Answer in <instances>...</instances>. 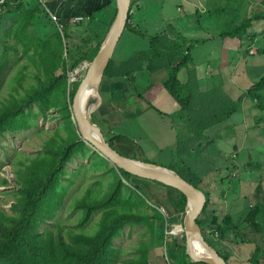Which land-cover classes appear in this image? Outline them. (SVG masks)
I'll use <instances>...</instances> for the list:
<instances>
[{
	"label": "rangeland",
	"instance_id": "rangeland-1",
	"mask_svg": "<svg viewBox=\"0 0 264 264\" xmlns=\"http://www.w3.org/2000/svg\"><path fill=\"white\" fill-rule=\"evenodd\" d=\"M209 1L141 0L138 6L139 9L136 10L135 1L131 0L130 14L128 13L126 24L129 23L131 28L137 32L128 30L125 24L124 31L117 41L112 57L109 60L112 64V76L107 78L103 74L102 77V80L107 79L108 84L113 79H123L119 71L122 62L127 61L137 53L150 49V39L155 36L167 35L169 38L175 39L181 35L185 39H195L197 42L192 52L200 40L206 42L217 39L213 42H208L204 47H199L200 49L196 52L197 55L199 51L211 44L219 46V55H222L223 58L212 62L209 68H213V71L211 69H203V66L195 63L190 67L197 77L200 78L202 76V82L200 81L198 88L194 89L192 109L187 110L188 113L182 111V106L177 103L165 87H162L157 90L155 104L152 103L151 108L141 116L128 110V104H125L122 100L118 99L109 105L103 106V99H101L99 107L90 112V121L95 126L100 127L106 137L109 135L108 131H112L113 135L127 136L126 141L122 145H114V148L119 152L125 151L126 157L135 161L139 160L143 163L154 162L159 166L162 164V167L166 168L173 166L178 171L182 169V175L189 179L193 185L198 186L204 194L206 190L209 192V199L206 197L207 202L205 204H209V208L210 203L213 202L211 193L222 192V198L227 197V200L223 202L218 200V203L223 204L228 202L232 206L246 208L247 210V207L251 205H258L260 200L264 202V192H262L264 191V91H262L264 87L260 91L254 89V92L263 95L262 99L253 98L248 95V91L264 78V17L255 21L252 25V32L256 33L257 31L259 35L261 34L256 38L254 43H252L250 38H247L245 45L241 46L238 36L229 38L222 37L221 32L220 36L217 33L220 30L222 32L229 29L232 30V26L242 25L245 23L244 19L259 14V8L263 0H231L230 7L226 0H213L211 3ZM25 2L26 0H17L15 3L9 4L0 13V111L6 98L29 95L38 87L40 80L42 82L47 81L50 77V69L54 71V75L56 76L63 73V68H57L45 56V53H42V49L38 47L37 43H34V38L40 37L44 40H49L59 33L64 38L65 41L63 43L66 45L65 35L68 28V33L73 35V40L76 39L77 42H80L82 40L81 36H84V33H92L93 35L91 36L94 37L92 44L94 46L97 44L102 45L115 20L105 25L99 24L96 26L88 23L90 20L89 16L79 15L73 19L71 18L72 20L70 19L72 21L71 27H68L69 21H61L57 14L52 13L51 19L46 20L43 26L42 23L37 24L38 20H36L34 26H31L33 16L30 13H22V7L26 10H36L35 7L27 6ZM231 8H233V11ZM131 9H134L136 14ZM199 12H201L199 20L203 27H200V23H198V19L196 18ZM191 13L192 15L194 14V17L190 15ZM233 13L237 14L234 15ZM226 15L228 19H231L229 22L225 19ZM208 20L212 24H208ZM79 22L89 25L90 27H86L90 30L87 28L82 30L83 26L78 27L77 25ZM22 24L29 27L24 28ZM77 28L80 29L76 31ZM22 29L29 30L30 36L23 31L18 33ZM194 31L196 32L194 33ZM222 38L231 39L232 45L228 46V49L222 50ZM238 44L240 46H237ZM66 48L68 55L65 58L69 72L71 70L72 59L68 53L67 46ZM231 59H234V62ZM90 62L85 60L82 62L83 64L81 63L74 70L69 73L67 72L65 75L67 79L63 77L57 82L54 92L46 102L31 106V114L29 115L31 127L28 130L7 132L0 136L1 210L4 209L11 214H15L17 211L14 209V206L18 204L21 198L20 191L23 190L25 181L33 176L48 172L50 165L54 166V170L58 163L56 155L62 150L59 144L64 140L71 128L76 127V125L78 127L70 95L75 88V83L85 77ZM143 64L146 65L147 63ZM187 68L189 71V67ZM229 68H232V70L238 68L240 73H242L240 78L235 79L236 84L239 85L235 100L231 99L223 91L226 87L231 90L223 82L222 78L225 71ZM162 71L164 70H160V72ZM164 72H166L167 76V71ZM152 74L155 73H151L147 67H143L137 75V77L140 76L139 82L132 81V85L137 87V91H135L136 96H134L136 99L140 100L152 94L148 84L152 82L153 78L158 76ZM204 74L210 76V78H207ZM114 75L118 77H113ZM236 77L237 75L233 76V78ZM206 84L208 85L205 86ZM203 88L208 94H200V90ZM161 90L163 91L160 92ZM132 92V90L127 91L128 95ZM138 96L141 98H138ZM95 101L96 96H93L89 100L86 110ZM253 103L255 104L254 107L252 106ZM230 108H235V113L230 118L225 119L226 121L222 120L220 123L214 121L215 118L218 120L225 118ZM167 113L170 115H166ZM184 115L187 120H185ZM68 117H71V121L67 119ZM211 120L209 128L212 129L206 131L207 128L201 133L202 129L198 125L203 124V126H206V123H209ZM193 128L195 131L191 133ZM113 135L110 136L111 139L107 140L110 144L114 140ZM236 146L237 149H235ZM88 149L91 150L88 151ZM97 151L93 146H89L86 148V153L84 152V154L88 158H94V155H91V153ZM80 153L83 154V152H76L75 154ZM198 159L200 160L198 161ZM208 160L211 161V164ZM68 163L62 172L63 179L51 200V204L59 205L58 217L38 223V226L35 228L37 239L41 237V234L43 237L57 234L60 228L67 235L71 231H74L76 234L85 233L88 230H93L97 219L101 217L100 213L94 215L89 224L86 225V228L82 229L79 224L83 213L76 208V204L79 199L85 198L91 189L97 195L107 193L114 180L112 166L106 165L96 159H84L83 157H75ZM257 163L260 166H256ZM249 164L251 167L246 168ZM204 167L206 168L204 169ZM206 173L207 175L205 176ZM17 175L21 179L20 182H18ZM129 181L130 184L127 183ZM129 181L124 180V183H127L126 185L128 186H132L133 184L135 186L139 185L142 191L150 197L152 196L156 203L162 205L159 208L156 207L155 210H160L164 216L168 215L170 210L174 212V204L166 194L165 187L157 183L158 181L156 182L155 180L140 176L130 177ZM141 181L143 182L141 183ZM200 182L203 186L205 185V188ZM221 182H224V184H221ZM64 186L68 189L66 198L64 197ZM135 189V187H132L125 190L123 198L128 199L130 202L145 200V197ZM246 191L247 193H245ZM256 193L257 195L262 194V198L258 199ZM150 211L153 210L150 209ZM211 213L213 212L209 209V215ZM213 215L215 214L213 213ZM204 217L205 214L202 212L198 219L205 220ZM182 221V216L172 221L174 224H166L160 220L146 218L138 225L127 226L120 237L115 240L117 253L114 256V261L108 264H133L132 260L141 255L143 248L151 250L148 256L149 264H155V261L157 263L158 257H161L166 264H169L165 251V240L169 237H177L178 239H176L180 243L184 242L183 239L186 237L184 232L179 236L173 233L175 225L183 226ZM203 234L207 240L208 235L212 233H204L203 231ZM253 235L262 237L261 234L253 233ZM249 247L250 244L245 245L244 253L255 251L257 245H252L253 250ZM221 252H223L222 255L226 258L229 257L224 254V251Z\"/></svg>",
	"mask_w": 264,
	"mask_h": 264
},
{
	"label": "trees",
	"instance_id": "trees-1",
	"mask_svg": "<svg viewBox=\"0 0 264 264\" xmlns=\"http://www.w3.org/2000/svg\"><path fill=\"white\" fill-rule=\"evenodd\" d=\"M262 6L264 8V0L262 2ZM22 8H23L22 13L32 14L33 21L31 23V26H34L39 15H41L42 13V9L38 7L35 8L36 11H31V10H26L24 7ZM259 14L253 15L251 18L244 19L245 20L244 24L232 26L231 32H229L230 30L224 31L223 33H221L222 34L221 36L230 37L231 34H232L231 37L238 36L242 46L245 45L246 43L245 40H247L248 37L252 40V43H254L256 41V38L259 36V34L252 32L251 28L253 27L252 25L255 21L263 19L264 11L259 12ZM225 19H227L228 22L231 20L227 18V15L225 16ZM198 23L201 24L200 20ZM248 23L250 24V26H247ZM22 26L24 28L29 27L28 25L25 26L24 24H22ZM126 28L132 32H137L136 30L131 28L129 23H127ZM21 31H23L24 33L30 36L29 30L22 29L19 30L18 33ZM237 32H242V34ZM83 35L84 36L82 37V40L80 42H77L76 39L74 40L72 39L73 35L68 33V30H66V35H65L66 45H64L63 43L65 41L64 38L59 33L55 34L49 40H44L40 37L34 38V43L38 44V47L42 49V53H45V56L50 61H52L57 68H63L64 69L63 73L60 74L59 76H56L54 75V71L50 69L49 79L45 82H42L40 80L38 87H36L33 90V92H31L29 95H25L21 97L13 96L11 98H6V101L4 100L5 102L0 111V136L7 132H19V131L28 130L31 127V121L29 117V115L31 114V110H30L31 106L33 104H40L42 102H46L54 92L55 87L57 86V82L61 80L63 77H66L67 79V76H65L66 73L68 72L67 60L65 58L68 55L66 46L68 47V53L72 59L71 70H69V72L77 68L83 61L87 60L88 62H90L94 58L101 44L99 45L97 44L96 46H94L92 44L94 37L88 35L87 33L86 34L84 33ZM195 45H196V41H193L190 38L185 39L181 35L179 38H175V39L169 38L167 35L155 36L150 39V46H151L150 49H147L146 51L133 55L130 59L124 61L123 64H121L122 68L121 67L119 68L120 75H122L123 73L122 77H127L136 74L137 72L142 70L143 66H145V64L143 63H147L148 61L149 62L146 64V66L150 72L152 71V73H157L160 72L159 70L165 69L168 75L164 79L165 82V83L163 82L164 85H161V87L163 86L165 88L167 87L166 90L177 101V103L179 102V104L182 106V110L187 111L191 108L194 89L195 87L198 88V83L200 82V80H198L199 78L197 77L196 73L191 70H189L191 72L186 71L185 79L182 77L181 72L183 69L189 67L190 64L192 63L193 61L192 49L193 47H195ZM183 47H185V49H183ZM159 52H160V56H159ZM163 52L165 53L163 54ZM141 57H143L144 59L143 60L140 59ZM152 59L154 61L156 60V62H154ZM125 62L128 63L127 66L125 65L126 64ZM153 62L155 63L156 66L153 64ZM136 64L138 66H136ZM122 65H124L125 67ZM131 65L132 67H130ZM163 65H165V67H163ZM111 66H112L111 61H109L106 70L104 72V76H107V78L111 76ZM169 70L170 72H168ZM113 77H118V76L115 75ZM106 83H107V79L102 80L100 87V93L103 96V98L105 93L104 86ZM80 84L81 81L75 83V88L72 94L70 95L72 101ZM263 87H264V78L261 79V81L256 85V87L254 86L253 89L251 88L248 91V95L254 96L253 98H257V99H260L261 97L262 99L263 95L254 92L253 90L257 88L258 90L257 89L255 90L260 91ZM149 88L150 89L153 88V90L151 89V91L154 93L147 96L149 98L147 97L143 98V96L141 97L143 98L142 100L146 102V105L151 107L152 103L150 101L151 99L153 100V95L156 94L157 90L159 89V86L152 84L149 86ZM186 91L187 93H184ZM200 91H201L200 94L203 93L208 94L203 89ZM183 94H187V95L185 96ZM189 96L191 98H189L188 100L187 97ZM183 97L186 100L182 99ZM183 102L188 104L182 105ZM106 104L107 103L105 102V99H103L102 105L106 106ZM234 113H235V108H233V110L232 108H230L226 117L222 119L225 120L227 118H230ZM67 119L71 121V117H68ZM188 119L191 120L192 118H188ZM222 119L218 120L217 118H215L214 121L220 123ZM211 122L212 120L209 123H206V126H203V124L198 125V127L202 129L201 133H203V130L210 127ZM108 132L109 135L107 137L105 136L107 140L111 139L110 136L113 135L112 131H108ZM113 136H114L113 137L114 140L111 142V145L113 147L115 144L122 145L127 139V136L125 135H113ZM77 143L79 147L77 146ZM86 145L87 147H85ZM59 146L62 147V150L56 155L57 157L56 160L58 163L55 166L54 170H53L54 166L50 165V169L48 172L41 175L33 176L25 181L23 190L20 191L21 198L18 204L14 206V209L17 212L15 214H11L4 209L3 210L0 209V264H108L109 262L114 261V256L117 253V249L115 248V240L120 237V235L127 226L138 225L146 218L152 220H161L163 221V223L166 224L168 223L174 224V222L172 221H175L176 218L174 219L173 217L182 216L183 218L182 222H184V217L187 212L188 199L184 194H182V191H180L179 189L172 186H168L162 182L156 181L159 184L162 183L161 185L165 187L166 194L168 195L169 199L172 201L175 207L174 212H171L170 210L168 212V215L164 216L160 210H155V207L159 208V206L162 205L159 203L156 204L152 196L150 197L148 196L147 193H143V191L139 186L136 188V186L133 185L132 186L126 185L127 183L130 182L123 184L124 180L129 181L130 177L136 175L132 173L130 174V172L128 173L124 169L121 168L118 169V167H116L115 164H112V162L106 156H103L100 152L99 153L92 152L91 155H94L93 156L94 158H88V156H86L85 154H79V155L75 154L78 150H79L78 152H85L86 148L92 146L89 142L87 143V141L83 138V136L79 131V127H77V125L76 127L71 128V130L67 132V136L59 144ZM73 150L74 152L72 153ZM122 154L126 155V152L123 151ZM98 155L102 156L103 159ZM75 156L83 157L84 159H91V160L96 159L106 165L109 164L113 165L112 166L113 172L115 173L116 171V175L118 177L114 174L113 183L109 187L107 193H105L104 195L102 194L97 195L94 194L91 189L88 195L83 199H79L76 204V208L82 211L83 216L86 215L84 218L82 217V219L80 220L81 222L79 226L82 229L86 228V225L89 224V222L92 220L91 218H93L94 215L100 213L101 217L97 219L94 229L88 230L85 233L76 234L74 231H71L67 235L62 230V228H60L57 234H52L48 237H43L42 234L39 232L41 234V237L37 239L35 228L38 226V223L41 221H46L58 217L59 205L54 203L51 204V200L53 199V196L55 195L57 188L63 179L62 177L63 169L70 160H73L75 158ZM149 163L157 165V163L154 162H149ZM257 165H259V163H257ZM247 167H251V165L249 164L246 166V168ZM169 169L175 171L176 173L179 172L178 174H180L182 177L187 179L184 175H182L181 171H178L173 167ZM119 177H121L120 180L122 181V183H120ZM17 179L18 182L21 181L18 175H17ZM187 180L190 181L189 179ZM118 182L120 185L118 184ZM190 183L193 184L192 182ZM92 186L94 187V185ZM194 186L196 185L194 184ZM115 187H117L118 189ZM130 187H135L145 197L146 201L143 200L139 202H130L128 199L126 198L124 199L123 198L124 191ZM64 188H65L64 197L66 198L68 189L65 186ZM174 189L175 192L178 193V195L175 192H173ZM115 190H118L121 193ZM171 191L173 194L171 193ZM113 192H115L114 195ZM205 194L209 199V192L207 190L205 191ZM147 196L153 201L151 202V200L148 199ZM257 196H259L258 198L260 199L262 198V195H257ZM108 201L110 202V205L108 204ZM261 201L262 200H260L259 204L257 205L260 211L258 207H254L252 211L249 210V212H251L250 213L251 215L249 214L250 217H248L249 218L248 223H250L251 225L253 224L252 226L255 225L256 226L255 228L257 230L261 229V231L259 230L258 231L261 232L262 235H264V233H262L264 232L263 230L264 203L263 201L262 202ZM105 206L107 208H105ZM150 209H152L153 211H150ZM109 210L110 212H108ZM204 210L205 211L203 212H207L204 217L205 220H201V219L197 220L198 224L203 229L204 233L210 232L212 233L210 236H212L213 238L219 236L222 239L225 234V230L224 229L221 230V229L223 228L222 226L225 224L224 223L225 221L220 222V219L216 218L215 215H213V213L209 215V204L205 206ZM85 211H87L86 214ZM156 211L157 213H155ZM112 212L115 213L114 216L116 218L112 216L113 215L111 214ZM258 219H260V223L257 222ZM183 241L185 242L180 243L176 238L173 237H169L167 240H165V244H164L165 251L167 250L166 254L168 260H170L169 261L170 264H176V263L205 264V263H193L191 261L189 255L187 254V246L185 245L186 237L183 239ZM207 241L210 243L211 246L215 247V243H213L212 240H210L209 235L207 237ZM182 244H184L185 246ZM150 251H151L150 249L148 250L146 248H143L141 250V255L138 258L132 260V263L147 264ZM253 259L254 260L257 259V260L254 261ZM225 260L228 261L227 258H225ZM263 260H264V246L263 249L260 247L256 249L254 257L251 260V264H255V263L262 264Z\"/></svg>",
	"mask_w": 264,
	"mask_h": 264
},
{
	"label": "crops",
	"instance_id": "crops-1",
	"mask_svg": "<svg viewBox=\"0 0 264 264\" xmlns=\"http://www.w3.org/2000/svg\"><path fill=\"white\" fill-rule=\"evenodd\" d=\"M133 1H135V5L137 6L136 10H138L139 9L138 6L140 5L141 0H133ZM212 1L213 0H210L209 3H211ZM226 1L228 4L232 3L231 0H226ZM262 2H261V6L259 8L260 9L259 12L264 11V8L262 6ZM25 4L27 6H31V7H35V8L39 7L42 9V13H41V15H39V17L37 19L38 20L37 24L42 23V26L46 20L51 19L52 13L57 14L60 17L61 21H69L70 25H71L70 19L71 18L73 19L75 16H79V15L89 16L90 20L88 23L90 25L91 24H94L96 26L99 24L105 25V24L110 23L111 21H113L115 19L116 10H117V0H26ZM132 12L134 14H136V11H134V9L132 10ZM137 12H139V11H137ZM200 13L201 12L197 13L198 22H199V14ZM237 13H235V14H237ZM134 14H133V17H134ZM98 16H99V18H98ZM201 24H200V27H203V25H201ZM208 24H212L210 20H208ZM70 25H68V27H71ZM81 25L83 26V29H86L89 26V25H85L84 23H81V24H78V27ZM213 25L216 26L215 23H213ZM218 26H220V25H218ZM79 29L80 28H77L76 30H79ZM87 29H89V28H87ZM220 32H221V30L218 32V36H220ZM215 40H217V39H215ZM215 40H212V41L210 40V41H206V42L199 41V43H197V47L192 52L193 61L190 64L189 69H190L191 65L193 63H195L199 66H203V69H211L213 71V68H209V67H211L212 62L218 61L221 58H223L222 55H219V52H220L219 46H217L216 44H211V45H208L205 49L199 51L197 55H196V52L200 49L199 47H204L208 44V42H213ZM222 45H223L222 50L227 49L228 46L232 45L231 39L224 38ZM237 46H240V44H238ZM143 67L146 68L147 66L145 65ZM237 70H238V68H235V70H232V68H229L225 71V74L222 77L224 80L223 82L231 88V90H229V88L226 87V88H224L223 91L226 93V95L231 97V99H233V100H235V97L237 96V91H238V85L236 84L235 79H237L241 76L239 70L238 71ZM186 71H188V70L184 69L182 71L183 73L181 72V75L184 79L186 78ZM140 72L141 71H139L136 74H133L131 76L123 77V79H121V80L113 79L109 84L107 82L104 86V92H105L104 98L101 95L102 99L106 100L107 105H109L110 103H113L114 101L119 99V100H122L125 104H128L127 105V106H129L128 110L133 111L134 113H136L139 116L145 114L147 112V110H149V108H151V107L146 105V102H144L143 100H141V99L138 100L134 97V96H136L135 91H137V87L135 85H133L134 88H132V82H131V81H138L139 80L140 76L137 77V75ZM236 73H238L237 77L233 78V76ZM213 74H214V72H213ZM152 75H158V76L153 78L152 82L149 83L148 86L155 84V85L159 86V88H162L161 85H163L164 79L167 77L166 72H164V71L157 72V73L152 74ZM225 76H227V78H225ZM206 77L210 78V76H206ZM199 80L202 82V76H200ZM207 85L208 84H206L205 86H207ZM126 88H128V89L126 90ZM128 90H132L133 92L128 95V93H127ZM203 90H204V88H203ZM162 91L163 90H161L160 92H162ZM156 98H157V92H156V95H154V98H153V100H151V102L155 104ZM127 100H128V102L126 103ZM210 129H212V128H210ZM210 129L208 128L206 131H208ZM193 131H195L194 128L192 129L191 133H193ZM176 144H177V142H176ZM206 175L207 174H205V176ZM221 184H224V182H221ZM221 195H223L222 192L221 193L216 192V194L211 193L213 202L210 205V209L217 216V218L220 219V222L227 221V218H228V220L231 218L232 222L230 219V223H227V222H229V221H227L222 226L223 229L225 230V234L223 236L224 241L221 240V237L214 239L212 236L209 235V238H210V240H212L213 243H215V248L219 251L220 255L224 259L226 257L222 255L223 252H221V251H224V254L229 256V257H227V259H228L227 263L228 264H230V262H231V264H249V263L251 264V260H252L253 255H254L253 253H255L256 249L259 247L263 249L264 235H262L260 232H258V230L255 228L256 227L255 225L252 226L250 223H248L247 217H249V214H250V212L248 210H246L245 208L232 206V205L228 204V202L225 204L218 203V200L221 202H223L224 200L225 201L227 200V197L222 199ZM214 199H216V201ZM216 205H217V207H216ZM224 205H225V209H224ZM256 206L257 205H251L250 206L251 208L247 207V209L252 210ZM223 211H224V213L222 215ZM218 212H220V213H218ZM220 214H221V217H220ZM230 214H231V216H230ZM239 215H240V217H239ZM257 222L260 223V219H258ZM258 223H256V224H258ZM233 231L236 233H234ZM237 231H238V233H237ZM252 233H255V234L259 233L262 235V237H259L258 235H253ZM229 238L231 240H229ZM249 244H250L249 248L252 250H253L252 245L253 244L257 245L255 251L253 250V251H248V252L244 253L245 245H249ZM250 254H251V256H249ZM155 264H166V263H165L164 259H162L161 257H158V262L156 263V261H155ZM262 264H264V260L262 261Z\"/></svg>",
	"mask_w": 264,
	"mask_h": 264
},
{
	"label": "water",
	"instance_id": "water-1",
	"mask_svg": "<svg viewBox=\"0 0 264 264\" xmlns=\"http://www.w3.org/2000/svg\"><path fill=\"white\" fill-rule=\"evenodd\" d=\"M131 0H117L118 9L112 28L101 45L99 51L90 62L85 77L74 96L73 109L79 131L83 138L96 148L103 156H106L116 167L124 169L136 176L162 182L168 186L175 187L183 192L188 199L187 212L184 217L183 228L186 236L187 254L193 263L205 264H228L220 256L217 250L205 239L202 228L197 220L205 208L206 195L187 179L175 171L151 163H143L132 160L117 149L106 139L102 129L90 121V112L96 110L101 103L99 86L112 57L114 48L122 35L127 22ZM94 89L96 101L86 110L84 99L87 93ZM98 133V134H97ZM196 242L199 243L205 255H200L195 249Z\"/></svg>",
	"mask_w": 264,
	"mask_h": 264
},
{
	"label": "bare ground",
	"instance_id": "bare-ground-1",
	"mask_svg": "<svg viewBox=\"0 0 264 264\" xmlns=\"http://www.w3.org/2000/svg\"><path fill=\"white\" fill-rule=\"evenodd\" d=\"M42 2V1H41ZM19 3V2H18ZM40 3V2H39ZM38 3V4H39ZM37 4V5H38ZM218 5V4H217ZM178 6V5H177ZM231 6V4H229V7ZM239 6V5H238ZM27 8V7H26ZM33 8V7H32ZM178 9V8H177ZM229 9V8H228ZM233 8H231V10H232ZM34 10V9H33ZM132 10V9H131ZM230 10V9H229ZM180 11V10H179ZM217 11V10H216ZM223 11V10H222ZM233 11V10H232ZM9 12V11H8ZM229 12V11H228ZM129 13V12H128ZM227 13V12H226ZM130 14V13H129ZM207 14V13H206ZM209 14V13H208ZM211 14H212V12H211ZM234 14V13H233ZM132 15V14H131ZM190 15H192V13L190 14ZM205 15V14H204ZM213 15V14H212ZM5 16V15H4ZM87 16V15H86ZM130 16V15H129ZM188 17V16H187ZM192 17H194V14L192 15ZM2 18V17H1ZM97 18V17H96ZM98 18H99V16H98ZM197 18V17H196ZM256 18V17H255ZM92 19V18H91ZM56 20V19H55ZM60 20V19H59ZM195 20H197V19H195ZM255 20H257V19H255ZM258 21V20H257ZM68 22V21H67ZM72 22V21H71ZM63 23H65V22H63ZM76 23V22H75ZM81 22H79L78 24H80ZM190 23V22H189ZM228 23V22H227ZM257 23V22H256ZM77 24V25H78ZM86 24H87V22H86ZM249 24V23H248ZM247 24V26H250V24L248 25ZM70 25V24H69ZM109 25V24H108ZM127 25V24H126ZM178 25V24H177ZM59 26V25H58ZM66 26V25H65ZM68 26V25H67ZM172 26V25H171ZM90 27V26H89ZM174 27V26H173ZM235 27H237V26H235ZM172 28V27H171ZM170 28V29H171ZM244 28V27H243ZM66 29V28H65ZM255 29V28H254ZM67 30H68V28H67ZM84 30V29H83ZM97 30V29H96ZM172 30V29H171ZM174 30V29H173ZM176 30V29H175ZM230 31L229 32H231L232 30L231 29H229ZM237 30V29H236ZM236 30H234V31H236ZM239 30V29H238ZM245 30V29H244ZM244 30H243V33H244ZM77 31V30H76ZM250 31V30H249ZM260 31V30H259ZM92 32V31H91ZM94 32V31H93ZM173 32V31H172ZM171 32V33H172ZM190 32V31H189ZM196 31H194V33H195ZM224 32V31H223ZM222 31H221V33H223ZM228 32V33H229ZM254 32V31H253ZM76 33V32H75ZM179 33V32H178ZM237 33H241L242 34V32H237ZM256 33H257V31H256ZM74 34V33H73ZM90 34V33H89ZM88 34V35H89ZM218 34V33H217ZM225 34H227V33H225ZM252 34V33H251ZM90 35H93L92 33L90 34ZM222 35V34H221ZM232 35V34H231ZM231 35H230V37H231ZM257 35V34H256ZM261 35V34H260ZM259 35V36H260ZM80 36V35H79ZM108 36V35H107ZM227 36V35H226ZM246 36V35H245ZM81 37H83V36H81ZM214 37V36H213ZM224 37V36H223ZM229 37V38H230ZM236 37V36H235ZM244 37V36H243ZM249 38V37H248ZM206 39V38H205ZM70 40V39H69ZM195 40V39H194ZM193 40V41H194ZM203 40H204V38H203ZM207 40V39H206ZM239 40V39H238ZM196 41V40H195ZM201 41V40H200ZM246 41V40H245ZM244 41V42H245ZM121 42V41H120ZM197 42V41H196ZM248 42V41H247ZM199 43V42H198ZM242 46V45H241ZM244 46V45H243ZM189 47V46H188ZM187 48V47H186ZM241 48V47H240ZM183 49H185V47H183ZM228 49V48H227ZM235 49V48H234ZM248 49V48H247ZM189 50V49H188ZM251 50V49H250ZM153 51V50H152ZM165 52H163V54H164ZM186 53V52H185ZM249 53V52H248ZM262 53V52H261ZM149 54V53H148ZM167 54V53H166ZM263 54V53H262ZM189 55V54H188ZM256 55V54H255ZM159 56H160V52H159ZM263 56H264V54H263ZM171 58V57H170ZM140 59H144L143 57H141ZM150 59V58H149ZM248 59V58H247ZM153 60V59H152ZM172 60V59H171ZM231 60H233L234 61V59H231ZM145 61V60H144ZM148 61V60H147ZM154 61V60H153ZM158 61H159V59H158ZM243 61V60H242ZM122 62V61H121ZM141 62H143V61H141ZM149 62V61H148ZM147 62V63H148ZM154 62H156V60L154 61ZM153 62V64L155 65V63ZM172 62V61H171ZM126 63V62H125ZM124 63V64H125ZM137 63V62H136ZM152 63V62H151ZM230 63V62H229ZM241 63V62H240ZM83 64V63H82ZM122 64H123V62H122ZM127 64L128 63H126L125 65L127 66ZM173 64V63H172ZM224 64V63H223ZM114 65V64H113ZM167 65V64H166ZM195 65V64H194ZM222 65V64H221ZM115 66V65H114ZM122 66H124V65H122ZM136 66H138L137 64H136ZM151 66V65H150ZM156 66V65H155ZM158 66V65H157ZM160 66V65H159ZM170 66H171V64H170ZM125 67V66H124ZM130 67H132V65L130 66ZM163 67H165V65H163ZM169 67V66H168ZM167 67V68H168ZM217 67V66H216ZM219 67V66H218ZM116 68V67H115ZM122 68V67H121ZM127 68V67H126ZM126 68H125V70H126ZM139 68V67H138ZM140 68H141V66H140ZM112 69V68H111ZM188 69V68H187ZM194 69V68H193ZM105 70H106V68H105ZM157 70V69H156ZM191 70V69H190ZM234 70V69H233ZM113 71V70H112ZM120 71V70H119ZM132 71V70H131ZM160 71V70H159ZM164 71H165V69H164ZM238 71V70H237ZM74 72V71H73ZM115 72H116V69H115ZM152 72V71H151ZM168 72H170V70L168 71ZM189 72H191V71H189ZM240 72V71H239ZM117 73V72H116ZM183 73V72H182ZM240 74H242V73H240ZM122 75H123V73H122ZM127 75H128V72H127ZM126 75V76H127ZM235 75H238L237 73L235 74ZM111 76H112V73H111ZM115 76V75H114ZM242 76V75H241ZM109 77V76H108ZM170 77V76H169ZM244 77V76H243ZM199 78V77H198ZM216 78H218V77H216ZM216 78H215V80H216ZM240 78V77H239ZM140 80H142V79H140ZM199 80V79H198ZM191 81H192V79H191ZM222 81V80H221ZM132 82V81H131ZM137 82V81H136ZM139 82V81H138ZM156 82V81H155ZM194 82H195V80H194ZM216 82V81H215ZM236 82V81H235ZM241 82V81H240ZM165 83V82H164ZM189 83V82H188ZM254 83V82H253ZM193 84V83H192ZM216 84V83H215ZM214 84V85H215ZM164 85V84H163ZM190 85H191V83H190ZM253 85V84H252ZM239 86V85H238ZM72 87V86H71ZM131 87V86H130ZM132 87H133V85H132ZM164 87V86H163ZM256 87V86H255ZM148 88V87H147ZM167 88V87H166ZM193 88V87H192ZM70 89V88H69ZM152 90H153V88H151ZM191 89V88H190ZM195 89H196V87H195ZM250 89V88H249ZM253 89V88H252ZM255 89H257V88H255ZM258 90V89H257ZM256 90V91H257ZM155 91V90H154ZM252 91V90H251ZM254 91V90H253ZM262 91H264V90H262ZM140 92V91H139ZM159 92V91H158ZM143 93V92H142ZM141 93V94H142ZM152 94L154 93V92H151ZM184 93H187V91L186 92H184ZM201 93V92H200ZM76 94V93H75ZM251 94V93H250ZM253 94V93H252ZM143 95V94H142ZM156 95V94H155ZM183 95H187V94H183ZM256 95V94H255ZM259 95V94H258ZM257 95V96H258ZM93 96H95V93H94V89H92V90H90L88 93H87V95H86V97H85V99H84V103H85V107L87 108V106H88V103H89V100L93 97ZM141 96V95H140ZM140 96H138V98L140 97ZM147 96H149V95H147ZM243 96V95H242ZM241 97V96H240ZM252 97H254V96H252ZM260 97V96H259ZM141 98V97H140ZM145 98V97H144ZM147 98H149V97H147ZM152 98V97H151ZM153 98H154V95H153ZM176 98V97H175ZM188 98V100H189V98H191L190 96L189 97H187ZM73 99H74V97H73ZM182 99H184V97L182 98ZM260 99H261V97H260ZM142 100V99H141ZM152 100V99H151ZM179 100V99H178ZM181 100V99H180ZM184 100H186V99H184ZM223 100V99H222ZM240 100V99H239ZM150 101V100H149ZM193 101V100H192ZM255 101V100H254ZM151 102V101H150ZM182 102V101H181ZM186 102V101H185ZM185 102H183L182 103V105H184V104H188V103H185ZM189 102V101H188ZM225 102V101H224ZM239 102V101H238ZM72 103H73V101H72ZM152 103V102H151ZM179 103V102H178ZM262 103V102H261ZM176 104V103H175ZM227 104V103H226ZM229 104V103H228ZM153 105V104H152ZM203 105V104H202ZM254 103H253V107H254ZM258 105V104H257ZM238 106V105H237ZM236 106V107H237ZM156 107V106H155ZM187 107V106H186ZM259 107V106H258ZM262 107V106H261ZM149 108V107H148ZM184 108H185V106H184ZM189 108V107H188ZM187 108V109H188ZM257 108V107H256ZM150 109V108H149ZM192 109V107L190 108V110ZM232 110H233V108H232ZM263 110V109H262ZM261 110V111H262ZM183 111V110H182ZM121 112V111H120ZM129 112V111H128ZM180 112V111H179ZM187 113H188V111H186ZM193 112V111H192ZM232 112V111H231ZM110 113V112H109ZM163 113V112H162ZM169 113H167L166 115H168ZM184 114V113H183ZM230 114V113H229ZM228 114V115H229ZM108 115V114H107ZM170 115V114H169ZM218 115V114H217ZM102 116H104V115H102ZM170 117V116H169ZM184 117H185V115H184ZM218 117V116H217ZM185 120H187L186 118H185ZM220 120V119H219ZM223 120V119H222ZM97 121H99V120H97ZM226 121V120H225ZM180 122V121H179ZM194 123V122H193ZM202 123V122H201ZM100 124V123H99ZM180 126V125H179ZM228 128V127H227ZM210 129V128H209ZM229 130V129H228ZM209 132H211V131H209ZM229 132V131H228ZM235 133V132H234ZM98 134V133H97ZM227 134H229V133H227ZM80 137V136H79ZM218 137V136H217ZM82 138V137H81ZM82 142H83V140H82ZM72 143V142H71ZM88 143V142H87ZM77 146H78V143H77ZM81 146V145H80ZM75 147H76V145H75ZM74 147V148H75ZM79 147V146H78ZM77 147V148H78ZM85 147H87V145L85 146ZM138 147H139V145H138ZM95 149V148H94ZM235 149H237V146H236V148ZM85 150V149H84ZM89 150H91V149H88V151ZM143 150V149H142ZM79 151V150H78ZM77 151V152H78ZM82 151V150H81ZM239 151V150H238ZM74 152V150L72 151V153ZM86 153V152H85ZM96 153H98V151L96 152ZM236 153V152H235ZM81 154V153H80ZM83 154H84V152H83ZM72 155V154H71ZM77 155H79V154H77ZM99 157H101L102 158V156H100V155H98ZM221 156V155H220ZM71 157V156H70ZM69 157V158H70ZM75 157H78V156H75ZM105 158V157H104ZM201 158V157H200ZM203 158V157H202ZM219 158V157H218ZM82 159V158H81ZM103 159V158H102ZM194 160V159H193ZM200 159H198V161H199ZM102 161V160H101ZM105 161H107V160H105ZM139 161V160H138ZM144 161V160H143ZM195 161V160H194ZM209 161V160H208ZM72 162V161H71ZM197 162V161H196ZM202 162H204V160H202ZM210 162V164H211V161H209ZM109 163V162H108ZM201 163V162H200ZM205 163V162H204ZM69 164V163H68ZM113 164V163H112ZM198 164V163H197ZM206 164H208V163H206ZM260 164H261V162H260ZM260 164H259V166H260ZM110 165V164H109ZM254 165V164H253ZM257 165V164H256ZM111 166H113V165H111ZM161 166H162V164H161ZM168 166V165H167ZM170 166V165H169ZM73 167V166H72ZM171 167H173V166H171ZM175 167H176V165H175ZM182 168V167H181ZM180 168V169H181ZM203 168V167H202ZM206 167H204V169H205ZM236 168V167H235ZM118 169H120V168H118ZM175 169V168H174ZM179 169V170H180ZM194 169H195V167H194ZM226 169H227V166H226ZM230 169V168H229ZM65 170V169H64ZM185 170V169H184ZM220 170H222L221 168H220ZM233 170V169H232ZM235 170V169H234ZM124 171V170H123ZM181 171H183L182 169H181ZM230 171V170H229ZM186 172V171H185ZM194 172H195V170H194ZM222 172V171H221ZM118 173V172H117ZM129 173V172H128ZM179 173V172H178ZM187 173H188V171H187ZM115 175H116V171H115V173H114ZM122 174V173H121ZM131 174V173H130ZM199 174V173H198ZM207 174V173H206ZM188 175V174H187ZM190 175V174H189ZM197 175V174H196ZM220 175V174H219ZM117 176V175H116ZM118 177V176H117ZM135 177V176H134ZM235 177V176H234ZM120 178L121 177H119V181H120V183H122V181L120 180ZM189 178V177H188ZM229 178V177H228ZM126 179V178H125ZM128 179V178H127ZM225 179V178H224ZM230 179V178H229ZM140 180V179H139ZM143 180V179H142ZM193 181V180H192ZM213 181V180H212ZM215 181V180H214ZM130 182V181H129ZM143 181H141V183H142ZM150 182H152V181H150ZM207 182H208V177H207ZM231 182V181H230ZM153 183V182H152ZM201 183V182H200ZM118 184H119V182H118ZM117 184V185H118ZM123 184H125V183H123ZM130 184V183H129ZM162 184V183H161ZM230 184V183H229ZM262 184V183H261ZM120 185V184H119ZM134 185V184H133ZM138 185V184H137ZM150 185H152V184H150ZM201 185H202V183H201ZM135 186V185H134ZM139 186V185H138ZM138 186H136V188L138 187ZM203 186V185H202ZM117 187H119V186H117ZM117 187H115V188H117ZM122 187V186H121ZM168 187V186H167ZM204 188H205V185L203 186ZM130 188H132V187H130ZM171 188V187H170ZM198 188V187H197ZM118 189V188H117ZM129 189V188H128ZM120 190H121V188H120ZM131 190H133V189H131ZM136 190V189H135ZM140 190V189H139ZM172 190V189H171ZM206 190V189H205ZM257 190V189H256ZM115 191H118V190H115ZM147 191V190H146ZM170 191V190H169ZM242 191V190H241ZM260 191H262V190H260ZM118 192H120V191H118ZM117 192V193H118ZM173 192H175V189H174V191ZM258 192V191H257ZM262 192H264V191H262ZM114 193L115 192H113V195H114ZM121 193V192H120ZM120 193H119V195H120ZM143 193H145L144 191H143ZM171 193H172V191H171ZM176 193V192H175ZM181 193V192H180ZM221 193V192H220ZM229 193V192H228ZM245 193H247V191L245 192ZM173 194V193H172ZM177 195H178V193H176ZM182 194H183V192H182ZM260 194V193H259ZM117 195V194H116ZM146 195V194H145ZM206 195V194H205ZM218 195V194H217ZM246 195V194H245ZM256 195H257V193H256ZM260 195H262V194H260ZM143 196V195H142ZM149 196V195H148ZM148 196H147V198H148ZM222 197H223V195H221ZM118 197V196H117ZM172 197V196H171ZM170 197V198H171ZM207 197V196H206ZM259 197V196H258ZM115 198V197H114ZM113 198V199H114ZM242 198V197H241ZM256 198V197H255ZM148 199H150V198H148ZM174 199H175V197H174ZM223 199V198H222ZM258 199H260V198H258ZM109 200V199H108ZM111 200V199H110ZM151 200V199H150ZM173 200V199H172ZM215 201H216V199H214ZM114 201V200H113ZM146 201V200H145ZM153 200H151V202H152ZM214 201V202H215ZM262 202V201H261ZM154 203V202H153ZM264 203V202H263ZM108 204L110 205V202L108 201ZM157 204V203H156ZM160 204V203H159ZM222 204V203H221ZM223 204H225V203H223ZM206 206V205H205ZM82 207V206H81ZM216 207H217V205H216ZM215 207V208H216ZM258 207V206H257ZM105 208H107L106 206H105ZM156 208V207H155ZM208 208V207H207ZM251 208V207H250ZM210 209V208H209ZM224 209H225V205H224ZM246 209V208H245ZM258 209H259V207H258ZM86 210V209H85ZM105 210V209H104ZM103 210V211H104ZM211 210V209H210ZM247 210H249V209H247ZM97 211V210H96ZM114 211V210H113ZM205 211V210H204ZM217 211V210H216ZM252 211V210H251ZM259 211H260V209H259ZM86 212L87 211H85V214H86ZM106 212V211H105ZM108 212H110V210L108 211ZM215 212V211H214ZM104 213V212H103ZM155 213H157V211L155 212ZM154 213V214H155ZM158 213H160V212H158ZM204 214H206L205 212H203ZM218 213H220V212H218ZM223 213H224V211L222 212V215H223ZM251 213V212H250ZM111 214H113L112 216L114 217V218H116L115 216H114V214L115 213H111ZM109 215V214H108ZM171 215V214H170ZM238 215V214H237ZM241 215V214H240ZM240 215H239V217H240ZM251 215V214H250ZM86 215H84L83 216V218L85 217ZM103 216H105V215H103ZM106 216H107V213H106ZM159 216V215H158ZM230 216H231V214H230ZM246 216V215H245ZM179 217V216H178ZM178 217L177 216H175V217H173L174 219L175 218H177L178 219ZM214 217V216H213ZM212 217V218H213ZM216 218H217V216H215ZM220 217H221V214H220ZM238 217V216H237ZM238 217V218H239ZM250 217V216H249ZM90 218V217H89ZM103 218H105V217H103ZM158 218V217H157ZM215 218V219H216ZM248 218V217H247ZM92 219V218H91ZM183 219V218H182ZM214 219V218H213ZM224 219V218H223ZM226 219V218H225ZM231 219V218H230ZM230 219L228 220V218H227V221H229V222H227V221H225V222H227V223H230ZM249 219V218H248ZM84 220V219H83ZM176 220V219H175ZM199 220V219H198ZM90 221V220H89ZM115 221V220H114ZM161 221V220H160ZM180 221V220H179ZM213 221V220H212ZM248 221V220H247ZM255 221H256V219H255ZM86 222V221H85ZM113 222V221H112ZM126 222V221H125ZM165 222V221H164ZM198 222V221H197ZM210 222H211V220H210ZM224 222V223H225ZM231 222H232V219H231ZM249 222V221H248ZM183 223V222H182ZM163 225V224H162ZM253 225V224H252ZM260 225V224H259ZM203 226H205V225H203ZM208 226V225H207ZM239 226V225H238ZM237 226V227H238ZM261 227V226H260ZM121 228V227H120ZM251 228V227H250ZM174 230H173V233L175 234V235H182L183 234V232H184V228H183V226H174V228H173ZM213 229V228H212ZM237 229V228H236ZM244 229V228H243ZM262 229H263V227H262ZM221 230H223V228L221 229ZM259 231H261V229H258ZM264 230V229H263ZM99 231V230H98ZM258 231V232H259ZM231 232V231H230ZM234 232V231H233ZM232 232V233H233ZM221 233H222V231H221ZM234 233H236V232H234ZM237 233H238V231H237ZM261 233V232H260ZM262 233H264V232H262ZM219 234H220V232H219ZM253 234V233H252ZM257 234H259V233H257ZM174 235V236H175ZM168 236V235H167ZM221 236V235H220ZM226 236V235H225ZM246 236V235H245ZM248 236V235H247ZM177 238V237H176ZM180 238V237H179ZM219 238V237H218ZM178 239V238H177ZM215 239V238H214ZM216 239H217V237H216ZM244 239V238H243ZM248 239V238H247ZM228 240V239H227ZM229 240H231L230 238H229ZM241 240V239H240ZM220 241V240H219ZM224 241V240H223ZM243 241V240H242ZM251 241V240H250ZM185 242V241H184ZM222 242V241H221ZM248 242V241H247ZM246 242V243H247ZM223 243V242H222ZM179 244V243H178ZM177 244V245H178ZM71 245V244H70ZM182 245H184V244H182ZM186 245V244H185ZM184 245V246H185ZM224 245V244H223ZM239 245V244H238ZM114 246V245H113ZM167 246V245H166ZM181 246V245H180ZM240 246V245H239ZM238 246V247H239ZM169 248V247H168ZM180 248V247H179ZM237 248V247H236ZM235 248V249H236ZM175 249V248H174ZM195 249H196V251H197V253L198 254H200V255H205V252H203V250H202V248H201V246L199 245V243L198 242H196V245H195ZM114 250V249H113ZM217 250V249H216ZM237 250V249H236ZM174 251V250H173ZM166 252H167V250H166ZM219 252V251H218ZM234 252V251H233ZM179 253V252H178ZM169 254V253H168ZM174 254V253H173ZM253 254H255V253H253ZM175 256V255H174ZM181 256V255H180ZM253 257H254V255H253ZM171 258V257H170ZM180 258V257H179ZM175 259V258H174ZM173 259V260H174ZM258 259V258H257ZM256 259V260H257ZM254 260V259H253ZM256 260H254V261H256ZM147 261V260H146ZM167 261V260H166ZM170 261V260H169ZM188 261H189V259H188ZM149 262V261H148ZM187 262V261H186ZM173 263H174V261H173ZM148 264V263H147ZM168 264V263H167ZM169 264H170V262H169ZM176 264H178V263H176ZM183 264H185V263H183ZM187 264V263H186ZM250 264V263H249ZM256 264V263H255Z\"/></svg>",
	"mask_w": 264,
	"mask_h": 264
},
{
	"label": "built area",
	"instance_id": "built-area-1",
	"mask_svg": "<svg viewBox=\"0 0 264 264\" xmlns=\"http://www.w3.org/2000/svg\"><path fill=\"white\" fill-rule=\"evenodd\" d=\"M17 0H0V13L3 12V10L12 3H15ZM57 19V17H55Z\"/></svg>",
	"mask_w": 264,
	"mask_h": 264
},
{
	"label": "clouds",
	"instance_id": "clouds-1",
	"mask_svg": "<svg viewBox=\"0 0 264 264\" xmlns=\"http://www.w3.org/2000/svg\"><path fill=\"white\" fill-rule=\"evenodd\" d=\"M103 132V131H102Z\"/></svg>",
	"mask_w": 264,
	"mask_h": 264
}]
</instances>
